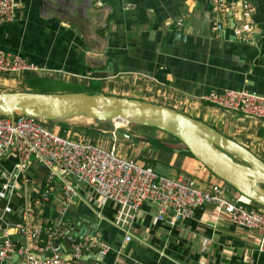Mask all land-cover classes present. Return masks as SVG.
<instances>
[{
	"label": "crops",
	"instance_id": "obj_1",
	"mask_svg": "<svg viewBox=\"0 0 264 264\" xmlns=\"http://www.w3.org/2000/svg\"><path fill=\"white\" fill-rule=\"evenodd\" d=\"M220 2L18 0L14 20L0 24V49L37 68L0 73V91H101L168 105L207 122L264 160V120L205 101L229 89L264 95V0ZM245 2L253 12L251 40L234 37ZM56 83L66 88L55 89ZM78 122H52V128L62 133L64 123L66 136L106 149L115 146L122 157L151 164L168 177L195 180L201 188L226 185L160 129L122 125L129 136L116 137L110 134L117 126L113 121ZM17 163L14 152L0 159V243L29 244L19 225L32 206L47 212L46 222L65 224L59 239L67 234L62 247L68 257L81 239L96 238L108 247L85 251L81 264H264L261 231L233 224L213 204L196 208L175 227L155 218L151 203L131 221L127 208L104 202L86 183H78V195L68 200L62 180L55 178L45 201L47 168L31 160L25 175L12 183ZM8 183L13 189L5 187ZM34 224L42 226L36 211ZM36 242L43 248L36 251L39 257L52 256L54 243L43 245L40 236ZM23 260L14 255L3 264H26Z\"/></svg>",
	"mask_w": 264,
	"mask_h": 264
},
{
	"label": "built area",
	"instance_id": "obj_2",
	"mask_svg": "<svg viewBox=\"0 0 264 264\" xmlns=\"http://www.w3.org/2000/svg\"><path fill=\"white\" fill-rule=\"evenodd\" d=\"M17 1L0 0V24L14 20ZM242 7L238 18L243 22L234 25V37L251 40L252 8L246 2ZM178 24L182 25V22ZM36 68L26 58L0 49V73ZM205 101L264 120V95L257 92L229 89L211 94L205 97ZM9 152H14L18 157L17 168L11 175L12 183L25 175L31 160L47 168L49 187L43 195L45 201L50 198L51 183L55 178L62 180L68 200L78 195V183H86L95 189L104 202L114 201L127 208L131 221L145 203H151L156 206L155 218L166 221L172 227L191 217L196 208L213 204L219 212L226 213L233 224L259 229L260 250L264 252V207L238 191L235 196L232 195L226 185L214 184L201 188L195 180L162 175L151 166L118 155L115 146L106 149L92 142L77 140L52 129L46 120L23 114H17L15 118L0 116V159ZM12 183L5 184V187L13 189ZM25 216L26 221L20 223L19 229L27 234L29 244L21 246L10 239L1 242L0 264L14 255L22 257L26 264H81L80 258L85 251L99 247L104 251L108 248L96 238L81 239L73 245L74 252L68 257L62 245L55 243L66 232L65 224L58 223L48 228V244L54 243L52 256L39 257L36 251L43 248L36 242L41 229L34 224L35 209L32 206L27 208ZM127 239L130 240L131 236Z\"/></svg>",
	"mask_w": 264,
	"mask_h": 264
},
{
	"label": "water",
	"instance_id": "obj_3",
	"mask_svg": "<svg viewBox=\"0 0 264 264\" xmlns=\"http://www.w3.org/2000/svg\"><path fill=\"white\" fill-rule=\"evenodd\" d=\"M17 114L48 122L91 119L161 129L178 139L220 180L264 207V160L207 122L168 105L101 91H0V116L15 118ZM116 125L110 134L129 136L122 125Z\"/></svg>",
	"mask_w": 264,
	"mask_h": 264
},
{
	"label": "trees",
	"instance_id": "obj_4",
	"mask_svg": "<svg viewBox=\"0 0 264 264\" xmlns=\"http://www.w3.org/2000/svg\"><path fill=\"white\" fill-rule=\"evenodd\" d=\"M44 82L45 83H47V82H51V83H53V82H56V81H53V80H44ZM54 122V121H53ZM110 122V121H109ZM62 126L64 127L63 128V132L61 133V134H63L64 135V131L67 129L66 127H65V124L64 123H62ZM191 154V153H190ZM192 155V154H191ZM146 165V164H145ZM146 166H151V167H153L154 168V166L153 165H151V164H147ZM257 205H259V204H257ZM35 209V211H36V213L38 214V218H40L41 220H42V226H41V233H40V239H41V243L43 244V245H45L46 243H48V241H49V232H48V228L50 227V226H52L53 225V223L52 222H50V221H45V219L47 218V212H43V211H41V209H38L37 207H35L34 208ZM65 239H67V234L65 235V236H63L62 238H60V239H58L57 240V243H60L61 245H62V242L65 240ZM72 241H78V238H75L74 240H72Z\"/></svg>",
	"mask_w": 264,
	"mask_h": 264
},
{
	"label": "rangeland",
	"instance_id": "obj_5",
	"mask_svg": "<svg viewBox=\"0 0 264 264\" xmlns=\"http://www.w3.org/2000/svg\"><path fill=\"white\" fill-rule=\"evenodd\" d=\"M62 84H55V89H59V90H63V89H65L66 87L64 86H61ZM69 88H72V87H70V86H68L67 87V89H69ZM73 90H75L76 88H78V87H75V86H73ZM179 110V109H178ZM53 121H49V123H50V125H51V128L52 127H56V124L55 123H52ZM68 122V121H67ZM69 122H71V121H69ZM76 122V121H75ZM72 123H74V122H72ZM77 123H79V122H77ZM126 126V125H125ZM122 127V126H121ZM52 129H55V128H52ZM156 129H158V128H156ZM161 130V129H160ZM161 131H163V130H161ZM63 132V131H62ZM165 132V131H164ZM167 133V132H166ZM168 134V133H167ZM170 136H172L171 134H169ZM136 142H138V140H136ZM161 149H163L162 147H161ZM227 185V187H230L229 189H228V192L230 193V192H234L235 190V188H233L230 184H226Z\"/></svg>",
	"mask_w": 264,
	"mask_h": 264
},
{
	"label": "bare ground",
	"instance_id": "obj_6",
	"mask_svg": "<svg viewBox=\"0 0 264 264\" xmlns=\"http://www.w3.org/2000/svg\"><path fill=\"white\" fill-rule=\"evenodd\" d=\"M73 119H75V118H73ZM77 119H80V118H77ZM77 119H75V120H77ZM79 121H82V122H91V119H85V120H79ZM116 123H118V125H123L121 122H116Z\"/></svg>",
	"mask_w": 264,
	"mask_h": 264
}]
</instances>
